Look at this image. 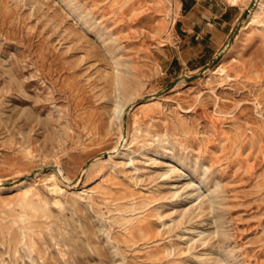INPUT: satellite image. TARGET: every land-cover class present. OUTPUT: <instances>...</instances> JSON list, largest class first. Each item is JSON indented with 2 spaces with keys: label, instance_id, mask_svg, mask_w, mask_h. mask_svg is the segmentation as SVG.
I'll return each mask as SVG.
<instances>
[{
  "label": "rangeland",
  "instance_id": "obj_1",
  "mask_svg": "<svg viewBox=\"0 0 264 264\" xmlns=\"http://www.w3.org/2000/svg\"><path fill=\"white\" fill-rule=\"evenodd\" d=\"M252 1L0 0V264H264Z\"/></svg>",
  "mask_w": 264,
  "mask_h": 264
},
{
  "label": "water",
  "instance_id": "obj_2",
  "mask_svg": "<svg viewBox=\"0 0 264 264\" xmlns=\"http://www.w3.org/2000/svg\"><path fill=\"white\" fill-rule=\"evenodd\" d=\"M254 5H255V0H253L252 3L250 4V7H249V9L246 11L245 15L247 14V12H248L252 7H254ZM245 15H244V16H245Z\"/></svg>",
  "mask_w": 264,
  "mask_h": 264
},
{
  "label": "bare ground",
  "instance_id": "obj_3",
  "mask_svg": "<svg viewBox=\"0 0 264 264\" xmlns=\"http://www.w3.org/2000/svg\"><path fill=\"white\" fill-rule=\"evenodd\" d=\"M169 12H170V11H169ZM172 17H173V16H172ZM169 18H170V17H169ZM118 108H119V107L116 106V109H118ZM122 111H123V109H121V113H122ZM202 203H204V202H202Z\"/></svg>",
  "mask_w": 264,
  "mask_h": 264
}]
</instances>
